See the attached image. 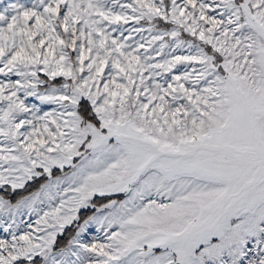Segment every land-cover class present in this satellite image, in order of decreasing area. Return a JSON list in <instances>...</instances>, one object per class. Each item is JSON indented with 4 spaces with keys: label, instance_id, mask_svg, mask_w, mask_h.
Listing matches in <instances>:
<instances>
[{
    "label": "snow or ice",
    "instance_id": "obj_1",
    "mask_svg": "<svg viewBox=\"0 0 264 264\" xmlns=\"http://www.w3.org/2000/svg\"><path fill=\"white\" fill-rule=\"evenodd\" d=\"M0 264H264V0H0Z\"/></svg>",
    "mask_w": 264,
    "mask_h": 264
}]
</instances>
